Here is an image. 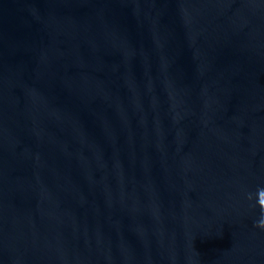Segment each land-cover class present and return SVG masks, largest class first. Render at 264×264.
I'll list each match as a JSON object with an SVG mask.
<instances>
[{
    "label": "water",
    "instance_id": "water-1",
    "mask_svg": "<svg viewBox=\"0 0 264 264\" xmlns=\"http://www.w3.org/2000/svg\"><path fill=\"white\" fill-rule=\"evenodd\" d=\"M264 0H0V264H264Z\"/></svg>",
    "mask_w": 264,
    "mask_h": 264
},
{
    "label": "clouds",
    "instance_id": "clouds-1",
    "mask_svg": "<svg viewBox=\"0 0 264 264\" xmlns=\"http://www.w3.org/2000/svg\"><path fill=\"white\" fill-rule=\"evenodd\" d=\"M257 202L261 209H264V188H259L257 190ZM257 226L260 228H264V218H261L257 221Z\"/></svg>",
    "mask_w": 264,
    "mask_h": 264
}]
</instances>
